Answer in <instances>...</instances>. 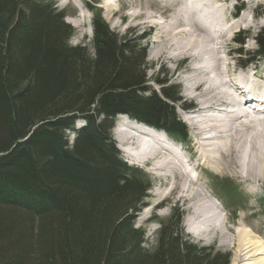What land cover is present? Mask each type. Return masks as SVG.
I'll return each mask as SVG.
<instances>
[{
	"label": "trees",
	"instance_id": "obj_1",
	"mask_svg": "<svg viewBox=\"0 0 264 264\" xmlns=\"http://www.w3.org/2000/svg\"><path fill=\"white\" fill-rule=\"evenodd\" d=\"M65 15L52 2L0 0V264H231L187 238L177 211L146 247L136 218L152 184L111 132L127 114L185 138L179 88L158 80L152 91L146 47L100 13L92 47L72 44ZM255 40L254 58L264 28Z\"/></svg>",
	"mask_w": 264,
	"mask_h": 264
},
{
	"label": "bare ground",
	"instance_id": "obj_2",
	"mask_svg": "<svg viewBox=\"0 0 264 264\" xmlns=\"http://www.w3.org/2000/svg\"><path fill=\"white\" fill-rule=\"evenodd\" d=\"M254 1L256 0H248L251 4ZM111 3L112 2L109 0L106 6L104 5L108 12L107 17L111 16L115 11ZM73 5L79 9L80 13L77 19H73L75 17H69L68 20L74 26L80 28L79 26H81L85 20L83 4L75 0L73 1ZM237 6L244 7V2L240 1ZM174 12H176V16L174 15L175 23L170 25L168 22L166 28H162V32L166 34V32L168 33L181 22H187L190 29L188 30L187 28L184 32H188L187 37H190L191 40H186V42L183 43L184 41L182 42L179 39L178 42H176V46L172 47L174 51L170 52L168 55L165 53V48H161L160 45L155 56L160 57V55H163L165 56L164 61L170 60L171 62V60H173L177 61L179 64L186 60L192 63L200 62L195 67L188 66L190 74L186 77L190 84L187 96L191 100L188 101L187 106L186 104L183 106L189 113L188 118L185 117L184 120L186 122L190 121L189 124L193 129L194 137L193 142L186 148V151L189 153L188 164L184 162L179 154L170 150L169 145L163 141L162 134L152 128L146 125L133 124L122 115L118 116L117 125L123 124L126 126L125 129H121L120 132H118L122 140H136L143 144L142 147L136 151L138 158L136 159V164L145 166L150 165L149 170L156 174L160 182L163 185H170L171 190L168 194L175 191V197H173L175 200L191 202L193 204L194 211L188 218L187 225L189 226L190 232L196 234L199 231L196 228L197 226H194L196 225L195 222L199 217L205 216L200 213L199 210L207 214L210 213L202 204L204 202L209 203L210 200H212V195L210 197L208 192L204 190L201 192L202 189H195V186L201 179L200 177L194 179L189 169H201V172H203L206 168L218 175L231 174L230 172H232L231 175L244 184H264V96H262L261 100V96L258 94L259 91L264 89V72H260V74L258 71L256 72L255 68L253 70L247 69L246 71L242 69L239 73H235L237 71L234 72V69L231 70L234 60H232V62L226 60L227 62L224 67L222 64L224 59L219 55V53L222 52L220 49L226 48L228 45V42L224 40L226 34L232 32L233 25H236V27L245 25L248 19L245 14H240V16L236 12L234 14V19L236 20L233 25L222 30L225 28L222 26L223 20H221V16L216 10L207 9V11H205L190 8L186 11L184 9H179ZM174 12L172 11L173 14ZM139 15L141 16V14ZM139 15L135 14L133 20L136 18L140 19ZM172 15L170 14V16ZM215 24L221 26L219 31L214 28ZM248 24L250 25V23ZM153 26L148 32L153 29ZM163 33H160V35H158L159 33L157 34L156 41L161 42L160 40L163 38ZM214 39L217 40L218 44L211 48L209 45L214 43ZM165 46H167V44ZM225 54L228 59L232 53L230 54L227 52ZM200 56H202V59L199 58ZM198 58L200 59L199 62H195ZM262 68L264 71V66ZM210 69H218V76H209V80L208 78L207 80L201 79L200 73L209 75ZM240 75L243 76L240 77ZM233 77L236 80H232ZM228 78H230V80ZM224 86L232 87L233 90H224ZM247 94H249L250 97L246 98ZM199 97L202 100L200 99L198 105L195 106L194 99H198ZM260 106H263V108L261 109ZM217 112H222L223 117H213L215 116L214 113ZM75 128H77V123ZM132 163L135 164V161ZM203 175L206 176L204 172ZM213 200L215 205H217V209L221 210V205L215 198ZM163 201L164 200L159 204H163ZM206 219L208 221H213L212 216H206ZM211 229L210 232L215 234L216 229L214 227ZM237 229L238 236L234 239L236 256L233 264H240V262L245 264H264V240L258 236L251 227Z\"/></svg>",
	"mask_w": 264,
	"mask_h": 264
},
{
	"label": "rangeland",
	"instance_id": "obj_3",
	"mask_svg": "<svg viewBox=\"0 0 264 264\" xmlns=\"http://www.w3.org/2000/svg\"><path fill=\"white\" fill-rule=\"evenodd\" d=\"M43 1L55 3L58 10L65 11L70 16L75 17L73 19H77L80 13L79 9L73 5V1L75 0H67V1L65 0H43ZM76 1L82 2L83 4V10H84L83 13H85V20L82 23V25L79 26L80 28L70 23L75 30L74 37L72 38V43L74 45H84V46H87L88 48L92 47V39H93L92 20H93V17L97 13H100L103 19L105 20V22H107V24L109 25V28L113 32H115L116 34L120 36H129L130 38L134 39L135 42L137 40V42L139 41L141 45L146 47L147 56H148L147 61L150 64V67L146 73L147 80H148V86L151 88L152 91H156V92L160 91L162 87L158 83V80L166 82V85L178 86L180 90V94L178 96L183 102L181 104L182 107L185 104L187 106L188 101L191 100L187 96L188 89H190L189 81L186 78L190 74L189 73L190 69L188 66L195 67L196 65H198L200 63L199 60L202 59V56L199 57L200 59L198 58V60L197 59L195 60V62L197 61L199 63H192L189 60H186L185 62L181 64L173 60H171V62L170 60L164 61L165 56L163 55H160V57L159 56L156 57L155 55H156V52L159 50L158 47L160 45H161L160 46L161 48H165V53H167L168 55L170 52L174 51L172 47L176 46V42H178L179 39L182 42L184 41L183 43H185L186 40L187 41L191 40L190 37H187L188 32L186 33L184 32L185 29L186 30L187 28L188 30L190 29V26L187 24V22H181L178 25L179 28L178 26H175L168 33L166 32V34L162 32V28L164 29L166 28L168 24L171 25L175 23L174 21H175L176 12L174 11H177L179 9H184L185 11L190 8L205 10V11H207V9L216 10L220 14L221 20H223L222 26H224L225 28H223L222 30L229 28V26L233 25V23L236 20L234 19L235 13H233V8H232V5L235 2L234 0H181V1L180 0H169V2L168 0L166 1L165 0H110L112 2L111 4L115 11L109 17H107L108 12H107V9L105 8L106 3L109 0H101L100 7L96 5L95 7H93L94 9H91L90 11L85 8L84 0H76ZM241 1L244 2L245 8L241 10L238 15L245 14L248 19L245 22V25L238 26V27H236V25H233L232 32L234 30L233 32L234 38H233V34H231L232 32L227 33L224 41L228 42V45L226 46V48L225 47L223 49L221 48L220 50L222 52L219 53V55L223 57L224 59L222 63L224 67L227 61L232 62V60H234L232 62L233 67L231 68V70L234 69V72L237 71L235 73H239L242 69L245 71L247 69L253 70L255 68H251V67L258 66L259 64L264 63V57H263L258 62L246 64L248 63V60L253 57L251 55L252 53L250 52H253L254 50L257 49L255 37L257 36L259 31L262 28H264V0H256L252 4L249 3L248 0H241ZM97 4H99V2ZM172 11L174 12V14L172 13ZM138 13L141 14V16ZM135 14L139 15L140 19L136 18L137 20L136 19L133 20V16ZM170 14L171 15L173 14V15L170 16ZM248 23H250V25ZM183 25H186L187 27ZM152 26H153V29L150 32H148V30L151 29ZM214 28L217 31H219L221 29V26L215 24ZM160 33H163V38H162L163 41L160 40L161 42L156 41L157 36L160 35ZM226 37L228 41L226 40ZM164 39L166 40V42ZM241 39L242 40L244 39L243 41H245L243 46H241L240 42L238 41ZM213 42L214 43H212V45H209V47L212 48L216 44H218L216 39H214ZM166 44L167 46H165ZM239 49L243 50V52L239 51ZM227 52H229L230 54L232 53L230 57H228V59L225 54ZM214 70L210 69L209 75H204L203 73H200L201 74L200 78L203 80L205 79L207 80L208 78L209 80V78L214 75L215 77L218 76L219 70L218 69H214ZM257 71L258 73L264 72L262 67L261 68L257 67L256 72ZM241 76L243 75H240V77ZM228 79L230 80V78ZM232 80H236V79L233 77ZM223 89L228 90V91L233 90L232 87H229V86L228 87L224 86ZM200 99H201L200 97L198 99H194L195 106L198 105V103L200 102ZM178 114H179V117L185 122L184 111L182 109H179ZM214 115L215 116L213 117H223L222 112L214 113ZM116 120L117 121H115V125L118 124L117 123L118 118ZM129 121L135 124L133 121L131 120ZM187 126L189 129V137L186 141L185 146H189V144H191L194 139L192 127L189 124H187ZM72 133L73 131H68V134L70 135L69 137L70 139L73 138ZM111 136H112V140L116 143L117 146H119V141L117 139L116 134L114 133V130L111 132ZM122 156L123 158L129 161V158H127L125 155H122ZM129 163L130 165H133V166H136L142 169L147 174L149 179L153 182V187L151 191L149 192V198L147 199L148 207L143 208L137 218V226L145 229L147 232V237H149V240L147 242V247L149 249L153 250L156 246L157 232L153 233L154 231L153 224H149L148 220H150L152 217H157L162 220L167 219L168 217L171 216V214L175 212V210L177 211V214L178 213L181 214L180 226L184 234L187 236V238H189L191 241H193L199 246L213 247L214 251L216 250L222 253L230 254L231 264H233L234 258L236 256V246H235L234 239L235 237L237 238L238 236L237 228L241 229L244 227L246 228L251 227V229L264 240V186H262L264 184L262 183L260 185L259 184H256V185L244 184L243 182H240L239 179L231 175L232 172H230L231 174L218 175L214 173L213 171L208 170L206 168L203 171L206 174V176L203 175V172H201V169H199L198 171L192 172V174L195 177L194 179H198L199 177L201 179L200 181H198V184L200 186L197 184L195 186L196 187L195 189H198V190L202 189L201 192H203V190L208 192L210 197L212 195L211 197L212 200H210L209 198L210 200L209 203L204 202L202 204L206 207V209L210 213L207 214L199 210L200 213H202L205 216L199 217L196 220L195 222L196 225L194 226H197L196 228L199 231L198 232L199 234L198 233L195 234V233L190 232L189 226L187 225L188 218L193 214V211H194L193 204L191 202L189 203V202L175 200L173 198L175 197V191L171 194H168L171 190L170 185H163L160 182V179L156 176V174L150 171L149 169L145 168L144 167L145 165L140 164L142 165L140 166L138 164L132 163L131 161H129ZM189 171L191 172L190 169ZM222 179H229V180L231 179L232 181H234L233 183L239 187V190L241 191L242 196L240 195L239 197L236 193L232 195H227L219 186V184L222 183ZM214 198L221 205L220 206L221 210L217 209V205H215V202L213 200ZM162 200H164L163 201L164 203L160 205L159 203ZM235 210H237L238 213H234ZM234 214H236V216H234ZM206 216L207 217L212 216L213 221H208L206 219ZM215 224L217 225V227ZM213 227L216 229L215 234L210 232L212 230L211 228ZM240 264H245V263L240 262Z\"/></svg>",
	"mask_w": 264,
	"mask_h": 264
}]
</instances>
